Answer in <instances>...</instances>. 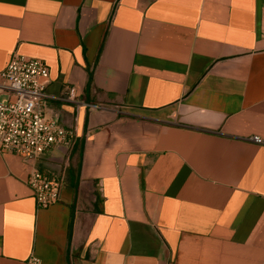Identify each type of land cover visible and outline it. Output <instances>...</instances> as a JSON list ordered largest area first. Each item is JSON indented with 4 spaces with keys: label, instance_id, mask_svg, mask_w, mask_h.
Returning <instances> with one entry per match:
<instances>
[{
    "label": "crops",
    "instance_id": "crops-1",
    "mask_svg": "<svg viewBox=\"0 0 264 264\" xmlns=\"http://www.w3.org/2000/svg\"><path fill=\"white\" fill-rule=\"evenodd\" d=\"M15 53L75 136L48 209L0 152V264H264V0H0Z\"/></svg>",
    "mask_w": 264,
    "mask_h": 264
},
{
    "label": "built area",
    "instance_id": "built-area-1",
    "mask_svg": "<svg viewBox=\"0 0 264 264\" xmlns=\"http://www.w3.org/2000/svg\"><path fill=\"white\" fill-rule=\"evenodd\" d=\"M49 77L45 63L17 53L0 72V152L16 155L29 164L26 184L41 209L59 202L60 183L41 173L36 162L54 146L70 145L75 136L74 130L46 116ZM73 95L74 90H70L67 100L73 101ZM250 141L264 144L258 137ZM28 264L39 262L31 258Z\"/></svg>",
    "mask_w": 264,
    "mask_h": 264
}]
</instances>
